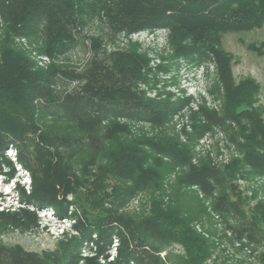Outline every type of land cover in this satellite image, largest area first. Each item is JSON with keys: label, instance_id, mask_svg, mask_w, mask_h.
<instances>
[{"label": "trees", "instance_id": "1", "mask_svg": "<svg viewBox=\"0 0 264 264\" xmlns=\"http://www.w3.org/2000/svg\"><path fill=\"white\" fill-rule=\"evenodd\" d=\"M0 12L15 35L42 34L48 55L66 53L75 44L76 31L85 20L95 18L114 30L128 32L168 28L178 55L195 61L211 55L225 72L231 59L219 49L222 36L264 26V0H0ZM144 64L145 60L134 53L116 55L111 64L95 60L85 74L82 94L62 105L50 95L53 72L36 68L19 54L5 52L0 56V169L7 168V176L12 177L13 163L4 152L13 148L17 164L31 173L29 196L21 192L25 202L51 208L61 216L72 205L65 201L71 194L82 216L76 226L79 236L61 242L62 252L38 257L18 254L19 250L4 251L0 245V264H78L79 261L99 264V256L107 259L105 252L113 237L118 248L108 264H161L156 254L169 241L183 246V264H203L209 246L191 226L206 212L197 197L194 205L182 192L174 195L175 202L170 201L166 206L155 201L150 216L139 222L118 213L126 200L139 191L159 189L167 173L186 165L188 172L180 183L197 186L209 197L219 188L220 192L213 198V210L241 219L238 234L246 235L242 239L248 242L247 247L250 242L264 240V205L256 206L247 217L239 197L230 198L235 190L231 180L242 169L249 168V173L264 176V128L260 112L252 107V93L257 86L250 80L234 87L230 83L226 86L228 106L223 116L201 111L204 123L194 118V133L187 144L168 137L139 141L120 148L97 174H87L84 180L65 162L81 155L87 148L86 141L81 138L63 141L44 135H38L37 142L31 139L37 132L34 102L38 100L46 105L42 113L51 109L45 114L68 116V119L82 114V118L76 119L94 127L103 118L117 115L163 123L176 110L174 106L145 100L129 87V83L140 77L138 69ZM38 113L40 116L41 112ZM226 119L248 122L249 129L244 126L241 131L246 144L242 160L222 169L209 162L192 166L191 146L195 139L213 125L222 126ZM120 129H114L113 133ZM90 176L93 180L87 181ZM106 176L115 178L116 184L107 181ZM117 182L129 186H119ZM23 214L27 218V212ZM83 243L94 246L93 256H78L77 250ZM259 262L264 264V254Z\"/></svg>", "mask_w": 264, "mask_h": 264}, {"label": "rangeland", "instance_id": "2", "mask_svg": "<svg viewBox=\"0 0 264 264\" xmlns=\"http://www.w3.org/2000/svg\"><path fill=\"white\" fill-rule=\"evenodd\" d=\"M76 33L75 44L66 53L61 56L48 55L42 34L26 37L15 35L6 17L0 12V56L5 52L19 54L36 68L53 72L50 95L58 104L67 105L82 94L84 77L93 61L111 64L116 55L134 53L144 59L145 64L138 69L140 77L129 83V87L145 100L170 103L176 109L161 124L117 115L103 118L99 125L94 127L89 123L82 124L76 119L82 114L72 119H68V116L45 114L51 111L48 109L42 113L43 108H46L45 102H34L37 132L30 136L31 139L37 142L38 135H44L63 141L80 138L86 141L87 148L82 154L65 162L82 180L87 174H97V170L109 163L111 155L120 148L132 146L139 141L168 137L181 144H187L189 137L194 133V118L204 123V118L200 116L201 111L220 117L224 115L228 106L226 86L229 83L230 87H234L244 80H250L257 86L256 91L252 93V107L260 112L264 128V26L222 36L219 49L231 59L226 72L224 68L219 69L218 63L211 55L202 61L178 55L168 28L128 32L114 30L95 18H87ZM38 111L41 112L40 116ZM244 126L249 129L246 120L228 119L222 126H211L196 138L191 146L190 164L198 166L200 163L209 162L211 166L222 169L234 161L242 160L246 145L241 134ZM116 128L121 129L113 133ZM4 155L13 163L14 173L9 177L7 168L0 169V201L3 204L0 207V214L3 215L0 216V245L4 251L15 253L19 250L18 254L38 257L62 252L59 246L61 242L79 236L76 226L82 216L81 210L75 205V198L73 199L71 194L66 196L65 201L71 202L72 205L68 206L66 215L61 216L53 213L51 208L25 202L26 198L21 194L29 196L31 192V173L17 164L13 148L12 152H4ZM188 167L182 166L167 173L159 189L139 191L119 206L118 213L139 222L150 216L152 203L155 201L159 200L166 206L170 201L175 202L174 195L182 192L191 198L194 205L197 197L206 212L191 226L209 246V255L203 264H260V257L264 254V240L249 241L247 247L248 242L242 239L246 238V235L238 234L241 219L233 215L223 216L213 210V198L217 197L219 188L209 197L197 186L180 183L181 178L188 172ZM105 178L116 184L115 178ZM88 180H93V177L90 176ZM117 184L129 186V183ZM231 185L235 190L230 198L234 200L239 197L247 217L256 206L264 205V176L249 173V168H245L235 175ZM226 192H230V189L226 188ZM61 197L58 195V199ZM83 198L84 196L81 200ZM85 207L87 209L88 205ZM23 212H27V218L23 217ZM7 215L9 217H6ZM94 238L93 236V241ZM116 243L118 242L113 237L105 252L107 259L102 260L99 256V264L113 261L118 248ZM93 247L90 243H83L77 250L78 256H93ZM91 248L92 250H89ZM156 255L161 264H183L185 251L181 244L169 241ZM78 264L84 262L79 261Z\"/></svg>", "mask_w": 264, "mask_h": 264}, {"label": "built area", "instance_id": "3", "mask_svg": "<svg viewBox=\"0 0 264 264\" xmlns=\"http://www.w3.org/2000/svg\"><path fill=\"white\" fill-rule=\"evenodd\" d=\"M6 151H8V152H12V148H10V149H6ZM2 205L3 204H1V201H0V207H2ZM50 215H51V213H50ZM250 253V252H249Z\"/></svg>", "mask_w": 264, "mask_h": 264}]
</instances>
